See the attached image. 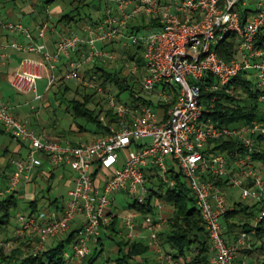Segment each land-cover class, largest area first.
Wrapping results in <instances>:
<instances>
[{
	"label": "built area",
	"instance_id": "obj_1",
	"mask_svg": "<svg viewBox=\"0 0 264 264\" xmlns=\"http://www.w3.org/2000/svg\"><path fill=\"white\" fill-rule=\"evenodd\" d=\"M103 1L107 4L103 18L88 25L85 36L61 34L53 52L22 21H4L0 13V24L14 36L8 47L43 58L22 61L11 82L19 92L43 99L38 89V81L43 79L48 80L46 92L62 80L93 87L99 75H86L82 72L84 65L115 62L119 54L100 45L125 39L124 47L133 53L143 47L142 69L129 61L128 55L122 60L128 75L138 79L146 101L123 102L117 89L109 91L108 106L119 127L89 144L48 139L29 129L8 105L0 103V124L13 141L26 145L28 150L25 158L15 162L7 184L0 187V201L18 193L44 163L51 168L68 167L73 173V187L62 215L55 217L45 210L17 213L14 235L0 243V250L12 251L20 242H32L31 252L37 256L51 240L70 232L75 225L65 264H84L93 246L99 244L102 230L116 217L110 210L114 195L126 193L144 206L148 193L145 171L149 167L161 171L164 183L176 184L166 164L170 157L179 166L201 212L211 241L210 264H251L242 251L251 248L257 228L264 224V164L253 158L260 152L258 138L264 139V120L227 126L215 121L213 114L222 101L221 94L235 96L230 84L242 73L254 79L253 91L264 107V49L259 46V35L264 30V0ZM151 20H156L159 27L147 29L144 34L131 30L132 25L144 26ZM49 30L48 23H43L39 39H44ZM22 36L27 44L19 42ZM233 36L237 38L238 58L228 61L220 57L218 48ZM3 48L0 45V52ZM77 51L81 59H70L63 75L58 74V62ZM1 57L5 61L7 55L1 53ZM101 87L98 90L103 92ZM154 98L163 106V112L154 108ZM222 138L238 139L247 152L234 161L223 153L206 152L210 141ZM98 172L104 173L101 183ZM230 188H239L242 200L258 203L261 209L253 220V230L241 232L231 243L223 235L222 225L229 208ZM122 221L133 238L137 229L133 217L124 216ZM164 222L162 215L145 219L149 239L158 251V264H185L162 248Z\"/></svg>",
	"mask_w": 264,
	"mask_h": 264
},
{
	"label": "trees",
	"instance_id": "obj_2",
	"mask_svg": "<svg viewBox=\"0 0 264 264\" xmlns=\"http://www.w3.org/2000/svg\"><path fill=\"white\" fill-rule=\"evenodd\" d=\"M53 1L55 0H50L49 3ZM74 2H76V5H74L73 10L70 13L62 15L59 20L60 23L71 24L73 22L78 24L83 21L95 23L92 15L89 13L84 14L82 12L83 9L91 6L103 14L107 7V4L103 0H91L90 2L87 0H75ZM147 24L145 22L144 26L132 25L131 30L143 32L150 28L159 27V23L156 20H151ZM259 37V46L264 49V30L261 31ZM236 47L237 38L235 36L225 39L218 48L220 57L228 61L238 58ZM142 51L143 47L140 46L136 48L135 53L130 52L129 54V61H135L139 69H142L144 66ZM99 71L95 73L99 75L97 82H100V85L104 88L107 85L113 84L119 91L118 96L120 100H122L123 94L129 93L133 102L140 100H143L144 103L146 102L142 97H136V89L133 85L134 83L131 82L132 77L128 75L124 67L120 70H106L100 67ZM230 86L234 88L236 92L235 96L221 94L222 101L217 104L213 119L227 126H233L239 122H250L254 119L264 120V107L257 102L258 94L253 91L254 84L248 78L247 73L240 74L231 82ZM66 90H69V87H66ZM83 99L82 102L74 100L72 103L76 116L85 117L88 123L105 129V134H107L109 129L104 126L98 116H95L94 111H90L87 108V105L94 100V95H85ZM167 107H171V105ZM79 130L82 132L86 131L82 126H79ZM258 140L260 141V152H256L253 158L257 163L264 164V139L260 137ZM206 152L223 153L228 157L229 161H234L247 151L238 139L222 138L210 141ZM172 173L173 176L171 178L176 181L174 186L164 183L162 178L156 179V181L154 180L155 177H153L150 179V182L152 184H155V182L159 184L161 192L148 187L149 194L146 204L140 206L134 203L131 207L139 212V214L147 216L155 214V207L152 205L154 199L172 205L173 209L169 215L165 230L160 235L162 247L165 248V251L172 252L176 259L184 261L185 264H210L212 255L211 241L207 236L205 223L197 207L195 197L182 173L180 171H172ZM18 207L19 201L15 194L0 201V237L10 230L12 213ZM260 210L258 203L250 205L244 202H237L229 206L222 220L223 235L227 241L233 242L241 232L250 233L253 230L251 220L256 218L257 211ZM108 227H111L112 231H115L113 224L108 225ZM75 232H71L65 239L58 242L57 245L47 246L46 250L37 256L31 252L33 248L32 242H22L10 253H6L1 249L0 264H65V254L74 240ZM106 238L119 248L116 256L110 259L109 262L113 264H153L148 260L150 249L142 241H132L125 238L119 240L116 234ZM255 239L251 248L245 249L242 252L250 257L256 254V258L251 264H264V224L257 228ZM103 240L105 239L99 238L101 249L94 248L84 264H98L99 259L105 253ZM166 245L169 246V250H167ZM189 257L191 258L190 262L188 261Z\"/></svg>",
	"mask_w": 264,
	"mask_h": 264
},
{
	"label": "crops",
	"instance_id": "obj_3",
	"mask_svg": "<svg viewBox=\"0 0 264 264\" xmlns=\"http://www.w3.org/2000/svg\"><path fill=\"white\" fill-rule=\"evenodd\" d=\"M50 0H0V13L2 15V18L4 21L7 20H20L22 21L25 26H27L32 35L38 39L40 43H45L50 51H54L57 47V43L59 41L61 34H79L81 36L86 35V28L88 25L95 24L99 20H101L104 16V13H100L99 11H96L93 7L88 6L83 9V13H89L92 15L95 23L89 22H79L78 24L71 23V24H65L60 23L59 20L62 15L70 13L74 5H76L75 0H60L59 4H55L56 0L49 3ZM91 1V0H87ZM62 2V3H61ZM74 2V4H73ZM64 3H68L66 6H63ZM97 14V16L95 15ZM43 23H48L49 25V31L47 32L44 39H39V29ZM14 39V36L9 33L1 24H0V45H3L4 48L0 52V103L8 105L11 109L14 115H16L21 122L27 126L29 129H32L39 133L42 136L47 137L48 139L55 140V141H66L67 135H60L57 138H53L47 134L46 131H40L37 129L36 125L31 123L30 121V115L33 112V109H29L30 102H19L16 100V94H23L16 90L11 82L13 79L14 74L18 71V69L21 66V63L25 59H34V60H42V56L35 54V53H28V52H20L17 50L10 49L8 45L12 42ZM19 42L26 43L28 40L25 37H19ZM125 39H121L118 42H114L108 45H100L101 48L108 52H113L119 55H128L130 54L131 50H128L125 46ZM1 53H4L7 55L5 61L2 60ZM79 60L81 59V53L77 51L76 53H73L70 58L64 57L62 58L58 64H57V72L58 74H62L64 72L65 64L70 60ZM108 63V62H107ZM103 67L104 69L108 70L107 64L97 61L94 65L85 64L83 67V73L86 75H92L99 71V68ZM117 70V69H114ZM99 73H101L99 71ZM65 83V82H64ZM39 89V87H38ZM66 90V89H65ZM46 92V87H45ZM44 95V94H43ZM44 98V97H43ZM35 99V96H34ZM153 100V105L156 110H159L160 112H163V108L160 107L158 104L156 98ZM36 100V99H35ZM79 131V129H75L71 127L70 134H68L71 137V141L75 144L80 143L79 139L77 138L76 134ZM28 150L26 145H21L15 141H13L9 135L6 133L3 126L0 124V187H4L8 182V169H11L12 171L15 167V162L19 159L25 158L27 156ZM170 177L173 176L172 171H176L174 167L170 168ZM147 173V179H146V188H154L156 191H160V186L155 182V184H152L150 182V179L155 177L154 180H159L162 178L161 171L156 167H149L145 171V175ZM73 173L70 168L68 167H54L51 168L47 163H44L43 166L38 168L36 172L34 173L32 179L30 182L26 183L19 191L15 194V196L18 198V194L22 195L21 200H23L27 205V213L30 214L34 211H40L45 210L48 213L52 214L55 217H60L63 212V208L66 204H63V206H59V197L56 198H47L44 199L43 202H40V198L37 196V183L39 180H43L44 182L48 183V188L46 189L48 192L52 189V184L55 181H63L64 185L68 188V192L73 187V179H72ZM104 173L98 172L97 178L98 181L101 183L103 181ZM156 180V181H157ZM45 190V189H44ZM161 192V191H160ZM148 194L146 195V201L148 198ZM115 196V195H114ZM69 197V196H68ZM69 199V198H68ZM19 201V200H18ZM68 201V200H67ZM115 201L116 197H112L111 200V206L110 210L116 214V217L112 220L110 223L113 224V228L115 231H112L111 227H105L102 230L101 237L105 240H103V244L110 241L112 244L111 250L112 254L110 255V259H113L116 254L119 251V248L117 245H114L113 242L106 237L112 236L113 234L118 236V239L121 240V238H125L132 241H142L144 244H146L150 249V254L148 255V260L151 261L153 264H158V251L156 246L153 244V242L149 239L150 231L147 228V225L145 223V219L149 215L153 216H159L162 215V217L165 219L162 231L160 232V235L162 232H164L169 215L172 212V205L162 203L157 199H154L152 202V205L155 207V214H149L147 216H144V220H140L139 217L141 214L139 212L130 214L128 216H132L133 220L137 224V229L134 232V237L130 238L128 236V229L123 224L122 218L119 216L118 212L115 208ZM37 206V207H36ZM36 207V208H35ZM76 231L75 225L71 228L70 232H68L67 236L73 232ZM149 232V236H147V233ZM55 240V239H54ZM63 239H60V241ZM107 240V241H106ZM59 241V242H60ZM106 241V242H105ZM161 243V242H160ZM49 246V245H48ZM100 244L97 246H93L92 251L94 248H100ZM164 250L165 248L162 247ZM167 250H169V246L166 245ZM101 249V248H100ZM110 250V251H111ZM109 259V260H110ZM99 261H103L104 263L113 264L112 262H108L105 259H102V257L99 259ZM98 261V264H99ZM188 261H191V258H188Z\"/></svg>",
	"mask_w": 264,
	"mask_h": 264
},
{
	"label": "rangeland",
	"instance_id": "obj_4",
	"mask_svg": "<svg viewBox=\"0 0 264 264\" xmlns=\"http://www.w3.org/2000/svg\"><path fill=\"white\" fill-rule=\"evenodd\" d=\"M66 2V0H65ZM60 0H56L55 4H59ZM62 3V2H61ZM68 3H64L63 6H66ZM106 10V9H105ZM97 16V14H95ZM100 16V15H98ZM95 17L96 19L98 18ZM94 18V19H95ZM98 21V20H97ZM95 21V22H97ZM145 33H148L146 31ZM140 34H144L140 33ZM120 58L116 60L115 62H108L107 69L108 70H120L123 67V60L122 55H119ZM47 79L39 80L38 81V87H39V93L44 94V98L41 100H35L34 94H16V100L19 102H30L29 109H33L31 115H30V121L31 123L35 124L37 129L40 131H46L49 136L53 138H57L60 135H67V140H72L71 137L68 135L70 134L71 127L75 129H79V126H82L86 131H78L76 136L79 139L80 143L78 144H89L91 142H94L95 140L108 135L112 128L119 127L117 123V119L113 112L109 109L108 106V92L109 91H116V87L111 84L107 85L105 88L100 86V82L94 83L95 85L93 87H85L82 84H78L77 81H60L58 85L53 86L49 91L45 92V87L47 85ZM65 82V83H64ZM131 82L134 83L136 89V97H142L144 99L145 93L141 91L140 85L138 83L137 78H132ZM253 84L255 86V82L253 79ZM175 86V84L173 83ZM66 87H69V90H65ZM102 88L103 92L99 91V88ZM85 95L93 96L94 100L87 105V108L90 111L95 112V116L99 117V120L106 126V128L109 129L107 134H105V129L99 128L96 125H92L88 123L87 119L83 116H76L75 111L72 107V103L74 100L83 101V97ZM123 102H132V97L129 93H125L121 97ZM19 119V118H18ZM20 120V119H19ZM21 121V120H20ZM166 164L169 168L174 167L176 171L179 170V166L176 165L170 157L166 158ZM264 169V168H263ZM11 169H8V174L10 173ZM63 181H55L52 184V189L50 192H48L46 189L48 188V183L44 182L43 180H39L37 183V196L40 198V202H43L44 199L47 198H56L59 197V206H63V204L67 203L68 200V188L63 184ZM45 189V190H44ZM228 197H229V206L234 205L237 202H244L246 204L254 205V202L250 201H244L241 198V190L239 188H230L228 189ZM116 197L115 201V208L118 212L119 216L122 218L124 216H128L130 214L136 213L137 211L131 207L135 203L134 198L127 195L126 193H119L113 196V198ZM22 195L18 194V200H19V207L15 209L12 213L11 217V227L8 232L3 234L0 237V243L6 239H9L13 237L14 231L16 228V222L15 217L17 213H27V205L26 203L21 200ZM48 200V199H47ZM258 214L260 211H257ZM144 216L141 215L139 217L140 220H144ZM252 224H253V220ZM67 234L62 235L59 238H56L55 240H51L48 245L54 246L57 245L60 239H65L67 237ZM147 236H149V232L147 233ZM255 238L252 239V243L255 242ZM107 241V240H106ZM105 241V242H106ZM22 243V242H20ZM20 243L18 245H20ZM112 244L110 241L106 242L104 244L105 253L102 259H105L109 262L110 255L112 254L111 250ZM16 245L13 249L17 248ZM69 248V247H68ZM12 249V250H13ZM111 250V251H110ZM69 252V249H67ZM6 253H10L11 251H6ZM256 258V254L253 256H249L250 262H254V259ZM103 261H99V264H103ZM106 263V262H105Z\"/></svg>",
	"mask_w": 264,
	"mask_h": 264
}]
</instances>
